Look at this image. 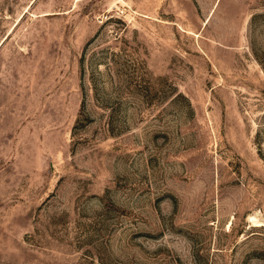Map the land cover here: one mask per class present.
Here are the masks:
<instances>
[{
	"label": "rangeland",
	"instance_id": "1",
	"mask_svg": "<svg viewBox=\"0 0 264 264\" xmlns=\"http://www.w3.org/2000/svg\"><path fill=\"white\" fill-rule=\"evenodd\" d=\"M0 264H264V0H0Z\"/></svg>",
	"mask_w": 264,
	"mask_h": 264
}]
</instances>
